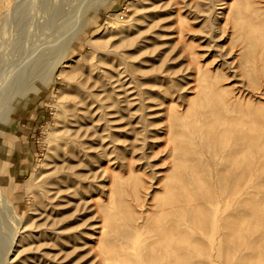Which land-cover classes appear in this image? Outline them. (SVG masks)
Instances as JSON below:
<instances>
[{"label": "rangeland", "instance_id": "374dc122", "mask_svg": "<svg viewBox=\"0 0 264 264\" xmlns=\"http://www.w3.org/2000/svg\"><path fill=\"white\" fill-rule=\"evenodd\" d=\"M95 1L41 0L36 10L12 13L23 27L9 26L19 38L10 66L24 70L0 92L11 105L0 123L1 190L20 218L16 230L0 211L10 225L0 220V245L12 239L6 257L137 264L151 254L164 264H264V0H177L166 19L172 27L155 36L167 42L127 64L106 49L133 30L140 0H105L98 10ZM49 41L47 49L58 50L52 55L41 49ZM38 53L48 74L42 63L29 71ZM88 72L108 93L97 141L71 116L81 91L73 81ZM21 76L28 84L16 81ZM74 134L94 143L89 165L71 152ZM65 166L75 167L71 178ZM50 174L62 176L53 209L62 224L39 231L40 206L26 183L38 193ZM68 229L75 235L65 242Z\"/></svg>", "mask_w": 264, "mask_h": 264}, {"label": "bare ground", "instance_id": "6f19581e", "mask_svg": "<svg viewBox=\"0 0 264 264\" xmlns=\"http://www.w3.org/2000/svg\"><path fill=\"white\" fill-rule=\"evenodd\" d=\"M142 1H148L149 3L148 2H142ZM159 1H161V0H140L139 5L137 6V8L134 11V15L131 17V19L134 20L133 30H131L122 39L114 42L111 45V47L109 46L108 49H106L107 52L112 55L111 59L117 58L118 60L123 61L124 63L127 64L129 61H134L135 59H138L139 57H141L142 50H144V49H146L152 45L156 46L158 44V41H163L164 44H165V42H167L165 40H157L155 38V36L167 35V32H165L163 29L172 27V26H168V24H171L172 21L167 22L166 19H168L170 17L171 7L173 5L177 4V0H168L167 3L164 4V6H159L157 4ZM40 2H41V0H15V1H12V3H10V2L8 3V5H9L8 9L4 8L0 12V92L1 93H2V91H5L4 86L7 87L6 83L8 84L9 77L10 76L14 77L15 73L19 70L21 71V69H22V71L24 70V68H22V67H21V69L20 68L17 69L15 67V69L17 70L16 71L15 69H13V67L15 66L14 64H12L10 66L11 56H13L12 52H13V50L15 51V48H17L14 44L16 43V41L18 44L19 38H17V39L12 38L11 34H9V32H8L9 26L14 21V25L16 26L17 31L20 29V27H23L19 23L23 20V19L21 20L22 17L19 18L21 21L19 19H17V17H15L13 19L12 13L17 15L19 12L25 11V8L26 7L28 8V6L33 8L34 10H36V8H38V6H40V4H41ZM6 3H7V0H0V5H4ZM104 3H105V0H98L97 2L95 1V3H94L95 7L94 8L98 10L99 7L102 6ZM170 4H171V6L169 8H166V6H168ZM91 7H93V6H91ZM173 9L177 10V8H173ZM32 14L34 16V13H31V18L29 21H27V22L23 21L25 23L24 26H26V28L28 30L30 28H32V25L34 24V22L31 21V19L34 18L32 16ZM18 17H20L19 14H18ZM114 20H116V19H114ZM31 22H33V23H31ZM118 33H120V32H118ZM40 34H42V33H40ZM44 35H45V33H44ZM131 35H133V36H131ZM56 38H58V37H56ZM56 38H54V39L56 40ZM54 39H53V41H54ZM14 40H16V41H14ZM50 42L51 41L48 42V44H49L48 46L44 45V47L42 46L43 48L41 47V49H43L44 51L47 50L48 52L51 51L48 49H50L52 47L51 45L53 44V42H51L52 44ZM58 43H60V42H58ZM58 43H56L54 41V44H56L55 45L56 47H57ZM88 44L92 47L93 43L91 42ZM120 45H122V46H120ZM49 46H51V47H49ZM55 46H53V47L55 48ZM58 46H60V45H58ZM45 47H46V50H45ZM47 47H48V49H47ZM57 48H59V47H57ZM57 48H55V49L57 50ZM41 49H39V51ZM43 50L40 52L42 53V55H45V54H43L44 53ZM57 51H55V52H57ZM55 52L51 51V54L50 53H48V54L52 55ZM41 53H38V55L36 54L37 55V61L39 59L41 60L42 56H41V58H38V56L40 57L39 54H41ZM48 54L46 53L45 57ZM35 58H36V56H35ZM34 59H33V61H34ZM45 59L44 60L42 59L41 62L39 60L38 64L35 63V62H37L36 59H35L34 63L31 62L32 60H30V62H29V59H28L27 64L29 62V64H28L29 67L28 66L27 67L31 68V69H29V71L31 72L34 70L33 73L36 72L35 69L39 67V65H40L39 63H42V66H40V67H42V70H43V68L46 66ZM103 61L104 60H102L101 62H103ZM104 62L106 64L108 61L105 60ZM43 63L45 66L43 65ZM32 64H34V65L30 66ZM35 64H37V65H35ZM23 67H24V64H23ZM32 67H33V70H32ZM46 69H47V74H48V70L50 68L49 69L46 68ZM26 71H28V70H25V72ZM49 71L51 72L52 70H49ZM25 72L21 75L23 76L25 74ZM80 72L83 74L85 71L80 70ZM20 73L17 72L19 77H20ZM63 73H64V71H62L60 74H63ZM69 73H71L73 75V77H75V75L79 74V71H77V69H72L71 71L68 72V74ZM13 77H11L10 79H12ZM37 77H39V76H37ZM69 77L71 79L73 78L72 76H69ZM22 79H23V77L21 79L17 78L16 81L18 80V82L21 83ZM24 80L25 79H23V81ZM14 82H15V77H14V81L10 82V84L14 83ZM22 83H24V82H22ZM25 83H24V85H25ZM73 83H74V85H76V87L81 88V91L75 95V97L73 99V104H72L74 110L72 111L71 116L74 119V121L77 122L76 129L78 131L81 129V126L89 125V126L84 128V130L82 132L83 137L89 136L92 140L97 141L98 136H99L98 130L101 126L99 124V122L100 121H106L105 120V115H106L105 108H107V104L104 101L106 100L108 93H107V89L105 87V83H104V81H102V77H97V76L92 77L89 72L87 74H85V78L83 80H81L78 83H75L73 81ZM26 84H28V83H26ZM20 85H22V84H20ZM9 86L10 85L8 84V90L11 89V87L9 88ZM33 87H35V86H33ZM33 87H31V88H33ZM17 89H15L14 91L16 92ZM14 91L12 92L13 94H14ZM1 93H0V95H1ZM7 94H8V92H7ZM12 95H11V99H12ZM9 96H6V97L0 96V123H2L3 121H6L8 119V114L10 113L11 105H9V103H6V101L9 102V99H10ZM93 110H96V111L99 110V113L97 116L94 115V113L92 115ZM78 137H79L78 134H74V138H71V140H70V141L76 143V146L71 148L72 149L71 152L73 153V155L77 159L76 160L77 164L82 167L85 165H89L91 159H94V157L96 155H98V153H96V155H94L91 152L89 153V149L92 148V145L94 143L92 141L86 140L84 138H78ZM99 139L101 140L102 138L99 137ZM65 168L70 173L69 177L71 178V176H73V173L75 171V167L65 166ZM55 170L59 171L57 169H55ZM61 177L62 176H59L57 174L48 175L45 178L43 185L39 189L38 193H36L35 190H33L31 188L32 183H29V182L26 183V185L28 187L30 186L28 188V193H30L31 196L33 195V198H32L33 203H36L40 206V208L38 209V212L33 214V215H37V221L40 222L38 224L35 223V226H34L39 231H41L39 229L40 226H42L44 228V230L47 231V230H54L55 229L54 226H60L62 224L61 219H56L55 217H53V216L58 217L57 216L58 213H54L53 209L57 208L58 205L60 204L59 199L61 198L60 193L62 190V186H61V182H60ZM75 177H77V176H75ZM1 182L2 181L0 180V211L5 217H2L1 213H0V215L4 219L9 218V220L11 222H13L14 229L19 230L17 228V226L20 224V218L18 217L17 214L13 213L11 203L9 202L6 195L1 190ZM136 199H137V197H136ZM149 212L150 211H148V210L145 211V213H149ZM62 215H64V214H62ZM62 215H59V216H62ZM30 217H32V216H30ZM0 220H3V219H0ZM2 222H3L2 228H4L3 226L6 224L5 222L8 223L9 221L3 220ZM8 225H9V223H8ZM6 226H7V224H6ZM24 226L26 227L27 225L24 224ZM64 226H67V224H65ZM9 227H10V225H9ZM6 228L9 229L8 227H6ZM6 228H4V229H6ZM16 230H15V235H16V233H18ZM2 234H0V235H2ZM32 235L33 234L30 233V236H32ZM74 235H75V232L73 230H70V229L66 230L65 242H67L69 240L68 239L69 237H72ZM4 236H6V234ZM33 236H35V235H33ZM7 238L8 237L6 236L5 243L6 244L8 243L7 246L4 247L5 243H4V245H0L1 253L3 254V256L1 257V260H0V264H11V263H13L12 259L9 260V258L6 257V252L11 247V244H12V239H10V238L7 239ZM7 240H10V241L8 242ZM3 242H1L0 244H2ZM150 255L151 254L145 255V257L142 259V262H140V260H139L136 263L137 264H153V263L164 264L165 263L163 261L153 262V259L151 258ZM167 264H173V263H171V261H169Z\"/></svg>", "mask_w": 264, "mask_h": 264}]
</instances>
